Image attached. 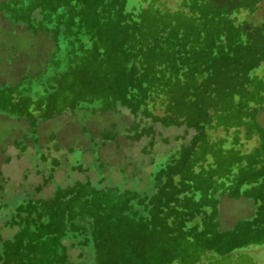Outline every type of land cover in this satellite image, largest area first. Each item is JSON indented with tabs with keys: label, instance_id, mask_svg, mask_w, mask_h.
<instances>
[{
	"label": "trees",
	"instance_id": "1",
	"mask_svg": "<svg viewBox=\"0 0 264 264\" xmlns=\"http://www.w3.org/2000/svg\"><path fill=\"white\" fill-rule=\"evenodd\" d=\"M127 1L30 0L32 7L24 10L33 19L40 10L45 29L37 31L47 33L53 46V75L44 89L49 97L37 118L31 107L25 112L35 127L63 113L92 117L125 109L149 119L144 129L131 131L138 141L151 139L148 152L157 127L183 129L184 141L191 135L168 159L157 162L150 156L156 171L147 178H131L138 181L137 189L150 178L154 191L149 195L130 187L113 194L103 180L99 191L86 192L77 210L69 208V217L57 216L51 205L43 210L32 203L22 206L19 216L26 220L35 211L47 217L42 225L48 238L59 231L69 236L71 245H59L63 249L56 254L68 261L71 250L95 244L97 264H147V240L155 234L172 237L176 223L188 240L193 232L204 236L210 250L211 241L238 235V226L227 234L220 231V198L240 199L264 182V127L259 123L264 113V8L258 7L264 0H178L176 10L155 0L130 12ZM243 12L250 19L239 20ZM11 90L13 102L16 92ZM158 106L162 116L152 113ZM79 125L86 136L84 121ZM220 128L234 135L229 148L228 136L214 138ZM240 128H245L246 141L259 136L253 154L238 149ZM57 222L61 227L56 230ZM242 230L250 232L246 226ZM50 247L46 239L44 248Z\"/></svg>",
	"mask_w": 264,
	"mask_h": 264
},
{
	"label": "rangeland",
	"instance_id": "2",
	"mask_svg": "<svg viewBox=\"0 0 264 264\" xmlns=\"http://www.w3.org/2000/svg\"><path fill=\"white\" fill-rule=\"evenodd\" d=\"M153 1L128 0L127 11H140L141 6L147 7ZM156 1L166 9L176 10L179 6L178 0ZM31 7L30 0H0V264H97L95 244L81 252L71 250L69 261L62 255L57 257V252L63 249L60 246L71 245L69 236L59 231L48 238L47 228L42 225L45 215L35 211L26 220L25 215L19 216V210L29 203L38 210L51 205L57 216L69 217V208L77 210L86 192L93 194L90 188L99 191L103 180L104 189L113 194L130 187L134 192L149 195L154 191L149 177L146 186L139 189L138 181L131 178L134 174H141L140 179L147 178L145 174L149 176L151 170L156 171L150 156L157 162L168 159L181 143L190 141L191 135L184 141L183 129L157 127L154 147L148 152L151 139L138 141L131 131L144 129L149 119L134 117L125 109L92 117L63 113L35 127L36 121L28 120L25 112L31 107L37 118L42 103L49 97L44 89L46 83L49 89L53 75L49 66L53 46L47 33L37 31L45 29L40 10L34 19L28 11L24 12ZM258 7L262 10L264 5ZM249 17L243 12L239 20ZM11 88L16 92L13 102ZM27 90L31 102L26 100ZM60 106L62 109L65 104L62 102ZM152 113L163 115L159 106ZM81 120L88 130L86 136L79 125ZM259 123L264 127V113L259 116ZM245 135V128H240L238 149L242 154H251L259 147L260 138L255 135L246 141ZM226 136L225 147L229 148L234 135H227L223 128L214 134L215 139ZM106 140L110 143H104ZM227 158L231 160L234 156ZM208 159L212 161L211 156ZM263 198V181L249 188L248 194L240 199L220 198V231L227 234L238 226V235L218 243L211 241L210 250L211 244L204 236L193 232L188 240L186 233L178 232V223L172 237L155 234L145 244L146 263L264 264V208L260 206ZM59 224L55 223L53 228L57 230ZM244 226L249 233L242 230ZM46 239L51 243L50 250L44 248Z\"/></svg>",
	"mask_w": 264,
	"mask_h": 264
}]
</instances>
